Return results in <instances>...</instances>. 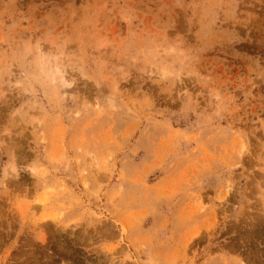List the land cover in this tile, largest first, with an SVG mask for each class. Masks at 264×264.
<instances>
[{"label":"rangeland","instance_id":"obj_1","mask_svg":"<svg viewBox=\"0 0 264 264\" xmlns=\"http://www.w3.org/2000/svg\"><path fill=\"white\" fill-rule=\"evenodd\" d=\"M0 264H264V0H0Z\"/></svg>","mask_w":264,"mask_h":264},{"label":"clouds","instance_id":"obj_2","mask_svg":"<svg viewBox=\"0 0 264 264\" xmlns=\"http://www.w3.org/2000/svg\"><path fill=\"white\" fill-rule=\"evenodd\" d=\"M65 76L66 73L59 66H56L54 69H52L50 78L52 83H56L58 80L61 87L64 89H70L74 86V82L65 79Z\"/></svg>","mask_w":264,"mask_h":264}]
</instances>
